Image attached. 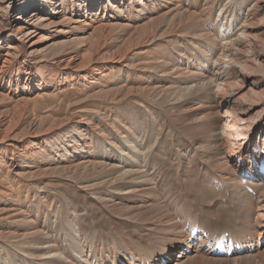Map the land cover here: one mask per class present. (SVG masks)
Masks as SVG:
<instances>
[{
    "label": "bare ground",
    "instance_id": "1",
    "mask_svg": "<svg viewBox=\"0 0 264 264\" xmlns=\"http://www.w3.org/2000/svg\"><path fill=\"white\" fill-rule=\"evenodd\" d=\"M263 218L264 0H0V264H264Z\"/></svg>",
    "mask_w": 264,
    "mask_h": 264
},
{
    "label": "rangeland",
    "instance_id": "2",
    "mask_svg": "<svg viewBox=\"0 0 264 264\" xmlns=\"http://www.w3.org/2000/svg\"><path fill=\"white\" fill-rule=\"evenodd\" d=\"M237 2V0H235ZM217 12V10H216ZM68 89V90H67ZM65 90L59 91L57 95L53 98L47 97V95L43 96L42 101L39 103L38 107L35 108V114L37 117H45V116H50L51 118H62L66 112L65 107L72 102H75L79 100L83 93L81 92L80 89L78 88H67ZM65 91V92H64ZM67 91V92H66ZM81 96V97H80ZM60 104V105H59ZM104 106V105H103ZM100 102H95V101H90L85 104L80 105L75 111H83L87 112L86 114L83 115V117H87V114L90 112L95 111L96 108H101L103 107ZM60 109V110H59ZM59 110V111H57ZM55 111V112H54ZM246 148H243L242 151L240 152H245ZM22 185L25 188L20 190L18 189V185ZM11 186L17 191V193H22V191H27L30 190V186L26 182H21V181H14L11 183ZM260 221L264 222V218L261 219ZM246 264V263H245Z\"/></svg>",
    "mask_w": 264,
    "mask_h": 264
}]
</instances>
